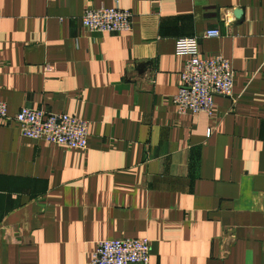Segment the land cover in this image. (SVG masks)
<instances>
[{"label": "crops", "instance_id": "0c3cea01", "mask_svg": "<svg viewBox=\"0 0 264 264\" xmlns=\"http://www.w3.org/2000/svg\"><path fill=\"white\" fill-rule=\"evenodd\" d=\"M114 6L129 32L81 28ZM188 37L233 72L209 116L171 103ZM0 102L87 124L67 150L0 122V264H88L141 238L147 264H264V0H0Z\"/></svg>", "mask_w": 264, "mask_h": 264}, {"label": "built area", "instance_id": "2783aa9c", "mask_svg": "<svg viewBox=\"0 0 264 264\" xmlns=\"http://www.w3.org/2000/svg\"><path fill=\"white\" fill-rule=\"evenodd\" d=\"M128 10L96 8L84 10L78 21L87 33L122 34L130 30ZM219 32L209 28L201 33L203 39H215ZM174 55L184 58L179 86L171 98L177 114H211L214 97L232 98V77L229 61L219 56L203 59L197 50V38L174 40ZM0 122H13L21 137L45 142L67 150H85L87 124L63 113L47 114L21 107L12 117L0 102ZM210 130L205 131L208 137ZM147 239L102 240L96 243L88 264H147Z\"/></svg>", "mask_w": 264, "mask_h": 264}, {"label": "water", "instance_id": "95a60500", "mask_svg": "<svg viewBox=\"0 0 264 264\" xmlns=\"http://www.w3.org/2000/svg\"><path fill=\"white\" fill-rule=\"evenodd\" d=\"M233 16H234L235 19H239L240 11L239 10L233 11Z\"/></svg>", "mask_w": 264, "mask_h": 264}]
</instances>
